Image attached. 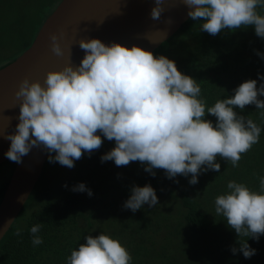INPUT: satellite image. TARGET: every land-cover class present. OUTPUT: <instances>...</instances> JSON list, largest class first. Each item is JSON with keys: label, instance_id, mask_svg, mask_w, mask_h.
<instances>
[{"label": "clouds", "instance_id": "1", "mask_svg": "<svg viewBox=\"0 0 264 264\" xmlns=\"http://www.w3.org/2000/svg\"><path fill=\"white\" fill-rule=\"evenodd\" d=\"M181 2L189 9L188 18L199 21L200 30L211 36L252 26L255 35L264 39V14L258 11L264 9V0ZM162 3L154 0L152 20L161 18ZM49 40L52 53L63 57L57 35L51 34ZM76 43L85 53L78 65L69 62L47 71L43 83L28 77L20 80L14 92L18 123L14 133L3 134L10 141L4 153L10 161L19 164L22 157L39 149L48 153L50 163L71 169L107 139L114 147L100 157L102 163L113 161L124 167L139 162L153 177L154 169L163 170L169 179L190 174L188 183L195 185L200 174L220 172L217 157L235 168L259 143L260 125L234 109L242 112L245 106L255 105L264 118V100L259 98L264 97V76L258 74L259 87L257 80H246L233 95L207 106L197 80L181 73L164 55L155 56L135 45H106L97 38ZM256 54L264 59V54ZM206 114L214 116L215 123L205 119ZM258 181L259 191H254L230 180L227 190L214 200L215 214L237 237L239 247L232 246L230 251L242 253L245 259L256 253L247 239L258 242L264 235V176ZM71 190L93 195L82 182ZM144 205H158L155 190L148 184L133 185L123 207L135 213ZM42 226L36 223L29 229L34 247L43 244ZM21 233L17 228L15 235ZM84 241L71 251L66 264H132L128 250L107 234L86 235Z\"/></svg>", "mask_w": 264, "mask_h": 264}, {"label": "trees", "instance_id": "2", "mask_svg": "<svg viewBox=\"0 0 264 264\" xmlns=\"http://www.w3.org/2000/svg\"><path fill=\"white\" fill-rule=\"evenodd\" d=\"M59 1L54 0L51 7ZM258 11L264 14V9ZM6 24L1 12L0 68L29 47L40 27V24L34 25L33 31H25L19 18L11 26ZM256 52L264 54V39L255 35L252 26L235 31L226 29L211 36L200 30L199 21L189 19L153 54L173 60L181 73L197 80L201 96L207 106H212L217 99L233 95V90L246 80H257L259 87L258 74L264 76V59ZM234 110L260 125L259 143L242 156L238 167L234 168L230 162L224 164L227 161L217 157L220 172L209 170L200 174L195 185L188 183L190 174L169 179L161 169H154L153 177L139 162L124 167H117L113 161L102 163L100 157L114 147L113 141L103 137L102 147L91 156L86 153L75 161L71 173L65 172L59 177L57 186L37 188L46 169L43 167L27 200L34 201V208L27 211L26 225L17 223L0 241V264H66L71 250L83 244L86 235L95 237L101 233L118 240L132 256V264H264V235L258 242L247 239L256 250L251 258L245 259L240 252L233 255L230 248L239 247L236 234L214 210L215 197L227 190L228 181L242 182L259 191L258 177L264 176L261 110L255 105L245 106L242 112ZM205 119L215 123L214 116L206 114ZM81 182L92 191L91 197L71 190ZM146 184L155 190L158 205L153 208L144 205L135 213L125 209L123 204L131 187ZM25 210H21L17 221ZM90 221L97 225L93 226ZM129 221H136L139 228L124 240L122 227ZM107 222L116 224L115 229ZM36 223L43 225L40 232L43 244L34 247L29 229ZM17 228L22 229L20 236L15 235Z\"/></svg>", "mask_w": 264, "mask_h": 264}, {"label": "water", "instance_id": "3", "mask_svg": "<svg viewBox=\"0 0 264 264\" xmlns=\"http://www.w3.org/2000/svg\"><path fill=\"white\" fill-rule=\"evenodd\" d=\"M154 0H60L44 19L35 37L13 61L0 68V168L10 160L4 155L10 141L4 133H14L19 106L14 96L21 79L39 80L49 70H58L65 63L78 65L84 56L77 41L97 38L106 45H133L152 53L171 38L188 20V8L181 0H163L164 12L152 20ZM56 34L63 57L55 56L49 36ZM48 153L33 149L12 163L11 176L0 201V241L19 216L30 196Z\"/></svg>", "mask_w": 264, "mask_h": 264}, {"label": "rangeland", "instance_id": "4", "mask_svg": "<svg viewBox=\"0 0 264 264\" xmlns=\"http://www.w3.org/2000/svg\"><path fill=\"white\" fill-rule=\"evenodd\" d=\"M53 1L54 0H0V13L2 12V15H4V18L7 21L6 26H11L13 20L19 18L21 19L23 26H25V31H33L35 29L34 25H41L44 19L53 11L55 6L57 5L56 3L51 7ZM224 164H228V162H224ZM45 165L44 167H46V169L44 168L42 177L37 182V188L43 189L46 185L57 186L59 184V177H61L65 172L71 173L73 169L61 166L59 163H50L49 161L47 162V164L45 163ZM11 166L12 165H10V163H7L0 168V200L4 194L3 190L5 192L7 182L11 176L13 167ZM31 208H34V201H28L25 205L24 209H26V213L18 221V224L20 226L26 225V216ZM90 222L93 226L97 225L95 221ZM107 224L112 225V228L115 229L116 224L108 222ZM99 225H102V227L106 226L104 223H100ZM122 228L124 232V237L122 238L125 240V237L132 234V232L136 228L138 229L139 225L136 223V221H129L124 223ZM75 246L76 247H74L72 250L76 249L79 244Z\"/></svg>", "mask_w": 264, "mask_h": 264}, {"label": "flooded vegetation", "instance_id": "5", "mask_svg": "<svg viewBox=\"0 0 264 264\" xmlns=\"http://www.w3.org/2000/svg\"><path fill=\"white\" fill-rule=\"evenodd\" d=\"M9 163H10V165H12L13 162L10 161ZM11 167H12V166H11ZM4 179H5V178H4ZM3 193H4V190H3ZM0 201H1V200H0ZM27 202H28V201H26V203L24 204V207H25V205L27 204ZM24 207H23V209H24ZM22 211H23V210H22ZM16 221H17V220H16ZM16 221L11 225L9 231H12V230L14 229V227L17 225V223H18L19 220H18L17 222H16ZM9 231H8V232H9ZM8 232L5 234V236L8 234ZM5 236H4V237H5ZM4 237H3V238H4ZM3 238H2V239H3Z\"/></svg>", "mask_w": 264, "mask_h": 264}]
</instances>
